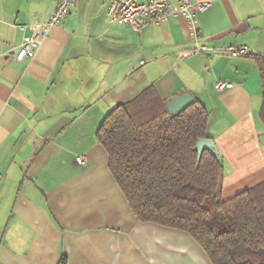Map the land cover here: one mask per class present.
<instances>
[{
  "label": "crops",
  "instance_id": "0c3cea01",
  "mask_svg": "<svg viewBox=\"0 0 264 264\" xmlns=\"http://www.w3.org/2000/svg\"><path fill=\"white\" fill-rule=\"evenodd\" d=\"M58 1L0 0V264H214L187 230L138 219L97 130L148 87L166 101L188 91L224 156L222 196L263 181L253 54L264 55V0H211L198 14L207 45H247L244 55L185 54L194 42L182 15L138 31L110 20V0H79L35 56L15 59L16 24L47 20Z\"/></svg>",
  "mask_w": 264,
  "mask_h": 264
},
{
  "label": "trees",
  "instance_id": "16d2710c",
  "mask_svg": "<svg viewBox=\"0 0 264 264\" xmlns=\"http://www.w3.org/2000/svg\"><path fill=\"white\" fill-rule=\"evenodd\" d=\"M263 89L264 55L253 54ZM152 87L112 108L97 130L110 170L142 221L190 232L214 264H264V180L224 198V164L198 138L209 115L199 101L172 114Z\"/></svg>",
  "mask_w": 264,
  "mask_h": 264
},
{
  "label": "built area",
  "instance_id": "2783aa9c",
  "mask_svg": "<svg viewBox=\"0 0 264 264\" xmlns=\"http://www.w3.org/2000/svg\"><path fill=\"white\" fill-rule=\"evenodd\" d=\"M79 0H59L55 9L45 21L37 20L34 23H17L19 29L23 31V39L17 49H15V59L21 61L26 57L35 56L42 40L49 34L53 25L61 24L72 7ZM211 0H110L107 7V15L111 21L127 23L136 30L141 31L148 23H162L174 16H184L190 27L191 38L194 48L185 52L205 53L208 57L213 52L228 53L231 55H244L249 52L247 45L211 47L203 41L201 29L198 26V14L209 9ZM234 82L230 80H218L216 88L223 90L232 87ZM78 163L86 160V155L81 154L76 157Z\"/></svg>",
  "mask_w": 264,
  "mask_h": 264
},
{
  "label": "water",
  "instance_id": "95a60500",
  "mask_svg": "<svg viewBox=\"0 0 264 264\" xmlns=\"http://www.w3.org/2000/svg\"><path fill=\"white\" fill-rule=\"evenodd\" d=\"M196 100V97L188 91L180 93L171 97L167 101V110L172 114H178ZM195 148L199 153V157H201L203 151L207 149L218 158L221 164H224L223 153L220 151L215 140L212 137L205 136L198 138Z\"/></svg>",
  "mask_w": 264,
  "mask_h": 264
}]
</instances>
